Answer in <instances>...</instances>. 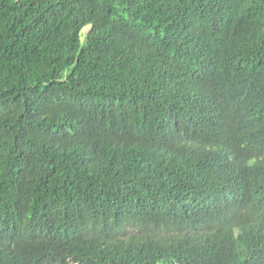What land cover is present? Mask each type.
Segmentation results:
<instances>
[{
    "label": "trees",
    "instance_id": "1",
    "mask_svg": "<svg viewBox=\"0 0 264 264\" xmlns=\"http://www.w3.org/2000/svg\"><path fill=\"white\" fill-rule=\"evenodd\" d=\"M0 264H264V0H0Z\"/></svg>",
    "mask_w": 264,
    "mask_h": 264
},
{
    "label": "rangeland",
    "instance_id": "2",
    "mask_svg": "<svg viewBox=\"0 0 264 264\" xmlns=\"http://www.w3.org/2000/svg\"><path fill=\"white\" fill-rule=\"evenodd\" d=\"M89 27H85L83 30H82V36H84V34L86 33V31L88 30Z\"/></svg>",
    "mask_w": 264,
    "mask_h": 264
}]
</instances>
